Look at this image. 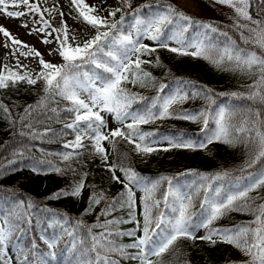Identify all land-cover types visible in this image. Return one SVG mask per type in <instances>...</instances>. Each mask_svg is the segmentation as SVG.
Here are the masks:
<instances>
[{"label": "snow or ice", "instance_id": "6c2138e0", "mask_svg": "<svg viewBox=\"0 0 264 264\" xmlns=\"http://www.w3.org/2000/svg\"><path fill=\"white\" fill-rule=\"evenodd\" d=\"M71 2L78 13L76 18L82 19L95 29V35L82 44L76 43L75 36L69 34L68 25L63 20L64 14L60 13L61 26L52 28V31L46 35L51 36L52 32L58 33L55 37L58 47L51 49L49 54H57L63 62L61 64L46 62L38 51L29 48L28 53L22 52L21 55L31 54L40 57V71L35 74L27 70L23 74L10 69L7 74L0 71V89L10 85L16 87L21 82L29 86L42 83L44 95L35 107L29 106L25 109V115L21 120L29 119L35 109L51 111L57 118L61 112H66L73 118L64 127L71 129L74 134V139L63 145L66 151L60 154L66 167L62 169L50 166L47 171H55L58 174H63L64 171L75 173L76 169L72 164L78 163V158L87 150L88 146L84 141H90L92 154L100 156L107 165V170L112 173V179L122 183L124 188L120 198H114L109 206L101 211V215H110L117 206L121 208L127 206L130 209L129 219H112L99 223L98 218L97 223L92 225H85L83 221L70 225L66 215L53 214L48 220V227L58 228L60 235L66 233L72 237V246L66 249L69 255L61 261L56 252L59 235L54 233L49 238L42 233L40 238L50 251L46 256L41 255L37 264H117V261L109 258L111 253H117L125 259L138 260L139 264H164L163 255L181 239H200L209 241L212 245L219 240L240 250L247 257L243 264H264V203L256 208L249 203L254 200L249 194L264 188V167L239 177H233L228 170L214 174L184 173L182 175L192 174L197 177L187 186L186 191L185 186L175 184L171 177L160 176L148 179L131 167L118 165L115 162L107 164L108 156L102 145V142L107 141L115 151L117 138H120L128 144H134V150L138 155L146 156L158 151L156 145L163 141L168 143L164 151L206 150L208 145L214 142L230 147L238 143L247 145L252 142L255 143L257 151L246 167L253 168L264 160V129L255 125L249 128L247 121L239 127L233 124L232 105L217 104L212 89L198 88L187 81H177L175 89L165 91L169 86L158 82L150 72L142 68V65L152 63L159 66V56L154 62L142 59L151 56L157 48L166 49L180 56L200 58L217 69L257 77L254 83L248 86L251 91L247 95L240 92L215 95L237 100L246 98L264 105V22L252 20L248 10L251 0H216V2L234 9L237 19L233 27L239 33L240 40L245 45L254 44L260 50L259 54L255 50L237 45L227 32H221L218 27L210 23L195 20L170 4L163 8L157 7L155 11L146 15L142 14V9L151 8V5H142L133 11L132 22L125 28V15H121L119 20L104 18L95 14V6H89L85 0H71ZM121 2L125 7H131V0H121ZM10 4L13 7L23 4L29 12L40 13L39 7L30 3V0H0V12L9 17L26 14L8 11ZM44 11L52 12L51 9ZM121 11L122 9L117 7L108 12V17L114 18L116 13ZM241 20L251 21L256 26L240 23ZM34 22L43 23V27L38 29L41 32L51 27L49 21L43 20L42 14L41 21ZM23 26L27 27V24ZM245 32L248 35H245ZM0 33L13 45L23 43L15 39L3 26H0ZM145 39L152 41L156 46L150 47L143 43ZM51 42L49 39L43 40L45 44ZM5 46L8 47L7 44ZM17 63L19 64V61ZM129 83L134 86L139 85L141 88H155L156 94L146 97L132 92L126 87ZM189 90L191 96H201L207 101L205 107L196 113L175 107L189 98ZM60 101L67 102L64 108H49L50 104H59ZM133 105L138 107L134 108ZM0 108L5 113L8 112L7 107L0 105ZM102 113L111 115L118 127L104 131L107 129V119ZM167 118L201 123L202 138L193 139L183 133L158 138L156 132L142 130V125ZM25 127L31 129V122ZM47 131L39 133L33 130L31 137L42 138ZM21 135L25 133L22 132ZM117 169L123 174V180L116 176ZM32 170L37 173L42 171L36 166ZM86 177L87 173H82L80 180L75 182L70 190H60L49 198L81 196L86 186ZM164 182H167V189L161 198H157ZM133 188L144 193L140 201L143 206L142 222L136 218ZM103 199H105L103 193H93L89 197V207L85 212ZM197 200H199V212L193 211ZM33 208L34 204L31 200L27 203L21 200L14 201L7 211L0 210V264H4L6 249L13 242L16 233L19 231L20 235H23L25 229L21 225L32 224L31 209ZM231 211L253 212L254 219L248 224L233 228L213 227L215 221ZM131 222H135L136 227L128 231H119L111 227ZM96 228L103 231L96 233L93 231ZM200 229H204L205 234L197 237L196 233ZM138 232L142 234L137 235ZM78 234L79 238H77ZM123 236L134 239L130 244L117 243L114 239ZM18 239L19 237H16V240ZM36 249L34 240L29 248L20 247L18 254L23 256L20 264H31L29 255L35 256ZM128 249L137 251L130 253Z\"/></svg>", "mask_w": 264, "mask_h": 264}, {"label": "trees", "instance_id": "16d2710c", "mask_svg": "<svg viewBox=\"0 0 264 264\" xmlns=\"http://www.w3.org/2000/svg\"><path fill=\"white\" fill-rule=\"evenodd\" d=\"M30 3L36 4L40 9L43 0H30ZM146 4L151 5V8H143L142 14L146 15L155 11L157 7L163 8L170 4L175 6L178 11L184 12L195 20L210 23L218 27L221 32H227L240 47L255 50L258 54L260 52L254 44L245 45L240 40L239 33L226 18L198 17L181 9L172 0H140L131 9L122 8L119 1L112 7H108L105 2H102L99 5L100 10L98 12L102 14L101 17L115 20H119L121 15H125L124 27L127 28L128 24L132 22L133 11ZM117 7L121 8L122 11L117 12L114 18L108 17V12ZM24 8V12L33 14L25 6ZM9 10L15 11V9ZM249 11L257 20L264 22V0H251ZM51 30V27H49L44 32L48 33ZM94 35L95 29H93L90 38ZM143 43L150 47L156 46L147 39L143 40ZM157 56L160 59L159 66L152 63L144 64L142 68L150 72L158 82L168 85L169 88L165 91L175 89L177 81H187L198 88L206 87L212 89L217 104L232 105L234 112L232 117L233 124L239 127L244 121H247L249 128L255 125L264 129V105L254 103L246 98L237 100L227 96L215 95L231 92H240L247 95L251 91L248 86L254 83L256 76L217 69L203 59L180 56L161 48H157V51L151 56H145L142 59L154 62ZM10 70L20 74L25 72V70L18 68ZM126 87L132 92L140 93L146 97L156 94V89L151 87L141 88L139 85L134 86L131 83L127 84ZM42 95L44 93L41 82H38L35 86H29L21 82L16 87L10 85L7 88L0 89V105L8 109V112L5 113L0 108V210L7 211L14 201L22 200L27 203V201L31 200L34 204V208L31 209L32 224L30 226L27 223L21 225L25 231L22 236L18 231L13 238V242L8 245L6 255L3 257L4 264H20L23 256L18 254V249L20 247L29 248L33 240L37 245L36 255H29V260L31 264H37L41 255L46 256L50 251L40 238L42 233L49 238L54 233L59 235V243L56 248L58 259L62 261L65 256L69 255L66 249L71 248L73 238L66 233L60 235V229L58 228L48 227V220L53 214L66 215L69 218L70 225L75 224L77 221H83L85 225H92L97 223L98 218L99 223L112 219H129L130 209L127 206L122 208L117 206L116 210L112 211L110 215H101V211L107 208L114 198H120V193L124 191V188L122 183L112 179V173L107 170V165L99 160L100 156L92 154L91 142L86 143L88 148L78 158L79 162H73L72 167L76 169L75 173L64 171L63 174H58L55 171H47L50 166L62 169L66 167L60 154L66 151L63 147L64 141L73 137L74 134L71 129H66L64 125L71 122L73 117L69 113L61 112L59 118H57L51 111L35 109V111L31 112L29 119L21 120V117L25 115V109L29 106L35 107ZM206 103L207 101L201 96H191V91L189 90V98L183 104L175 107L196 113L204 108ZM66 104V101H60L59 104H50L49 108L59 107L62 109ZM133 107H138V105H133ZM29 122L32 124L31 129L25 127ZM201 126V123L167 118L157 120L155 123L142 125L141 127L144 131L156 132L158 138L183 133L187 137L196 139L202 138L200 133ZM212 126L214 127V125ZM116 127H118V124L113 120L111 129ZM33 130L39 133L48 131L42 138L33 139L31 137ZM22 132L25 135H21ZM252 135L254 136L255 133L253 132ZM102 144L108 156L107 164L110 165L115 162L118 165L122 164L125 167H131L141 176L148 179H155L160 176L171 177L175 184L185 186L186 191L188 190L187 186L197 177L192 174L182 175L184 173L214 174L228 170L233 177H239L264 167V160L258 162L253 168L246 167V164L254 158L257 151L255 143L252 142L247 145L238 143L234 147L214 142L208 145L206 150L170 149L161 153L156 151L146 156L138 155L134 150V144H128L127 141L120 138H117L115 151L107 141L102 142ZM13 161L14 163H12ZM42 161L43 163H41ZM34 166L40 167L42 171L40 173L34 172L32 170ZM82 173H87V177L85 179L86 186L81 196H63L59 199L49 198L53 193L60 190H70L71 186L80 180ZM115 174L120 180L124 179L123 174L118 169ZM166 189L167 182H164L157 194V198H161ZM93 193H103L105 199L94 205L88 212H85V209L89 207V197ZM143 195L135 196L136 218L141 222L143 220L141 215L143 206L140 201ZM249 195L254 198V200L249 201L253 208L264 203V188L253 191ZM200 198H202V195ZM193 211H200L199 200L195 202ZM253 219V212L231 211L215 221L213 227L233 228L237 225L248 224ZM111 227L119 231H128L135 228L136 223H120ZM69 230H71L70 227ZM93 231L98 233L103 231V229L96 228ZM141 234V232L137 233V235ZM204 234L205 230L200 229L196 236L199 237ZM16 237H19V239L16 240ZM77 238H79V234ZM114 239L117 243L130 244L134 237L123 236L114 237ZM11 246H14V253L8 254L7 251ZM127 251L134 253L137 250L128 249ZM109 258L117 261V264H139L138 260L125 259L117 253L109 254ZM162 259L164 264H240L241 262L239 250L234 246L219 240H217L215 245H212L209 241L200 239H181L177 241L175 246L163 255Z\"/></svg>", "mask_w": 264, "mask_h": 264}, {"label": "rangeland", "instance_id": "374dc122", "mask_svg": "<svg viewBox=\"0 0 264 264\" xmlns=\"http://www.w3.org/2000/svg\"><path fill=\"white\" fill-rule=\"evenodd\" d=\"M118 1L120 2L122 8L131 9L140 0H131L130 8L125 7L122 4L121 0H85V3H87L89 6H95V14L102 16V14L98 12L100 10L99 5L102 2H105L106 6L112 7ZM172 1L181 9L198 17L226 18L232 25H234L235 19H237L236 13L232 7L217 3L216 0ZM9 9H15V11L26 13L24 12L25 8L22 4H20L18 7H13L10 4L8 7V11H10ZM45 9H51L52 12L49 13L47 11H44ZM60 13L64 14L63 20L68 25L69 34L75 36L76 43L82 44L84 41L90 38L93 28L83 22L82 19L76 18L78 17V13L75 11V7L74 5H72L71 0H43L40 8V13H26L25 15H21L19 17H9L0 12V26H3L8 32H10L15 39L23 42L21 45H13L10 40H7V38L4 37L2 33H0V71H3L5 72V74H7V71L9 69L18 68L20 70L31 71L34 74L38 72L41 67L39 64L40 57H35L31 54L27 56L21 55L22 52L28 53L29 48L38 51L46 62L61 64L62 58H60L57 54H49L51 49L58 47L55 41V37L58 35V33L52 32L51 36H47L46 32L38 31V29L42 28V22H34L41 21L42 14L43 20H47L51 24V29L59 28L61 26ZM250 15L252 17V20H257V18L252 13H250ZM240 23H248L251 27L256 26L252 24L251 21L241 20ZM25 24H27V27L23 26ZM245 35H248V33L245 32ZM44 39H49L52 42L45 44L43 43ZM5 44H7L8 47H6ZM24 45H27V47H24ZM17 61H19V64L17 63ZM102 115H104L107 119V129L104 130L107 131L108 129L112 128L113 119L111 115L107 113H102ZM73 139L74 136L64 141V143ZM84 143H90V141L85 140ZM156 147L159 149L157 152L161 153L164 151V148L168 147V143L167 141H163L161 143H158ZM99 160L102 161L101 158H99ZM133 192L135 193V196H141L144 194L142 191L136 188H133ZM7 253H14V246H11L8 249ZM239 254L241 257L240 264H243L247 257L240 250Z\"/></svg>", "mask_w": 264, "mask_h": 264}]
</instances>
